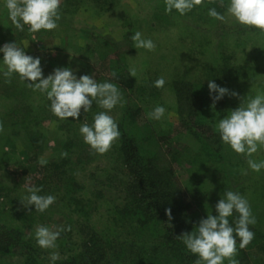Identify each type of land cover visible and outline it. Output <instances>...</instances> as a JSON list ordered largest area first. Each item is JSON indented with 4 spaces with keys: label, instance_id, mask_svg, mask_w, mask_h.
<instances>
[{
    "label": "rangeland",
    "instance_id": "obj_1",
    "mask_svg": "<svg viewBox=\"0 0 264 264\" xmlns=\"http://www.w3.org/2000/svg\"><path fill=\"white\" fill-rule=\"evenodd\" d=\"M223 1V4L221 0H211V3L225 16L224 21L207 18L209 15L204 13L209 11L206 0L185 15L175 10L166 13L164 0H61L58 27L33 33L28 26L18 31L9 19L5 0H0V48L15 43L26 55L39 58L45 78L56 68H68L77 79L89 75L98 83L117 85L122 100L108 114L118 123L122 117L119 109L131 106L135 126L131 135L153 167L172 172L177 179L184 190L183 203L188 205L185 215L189 219H206L208 214L215 216V205L224 198L226 191L239 193L248 201L256 223L249 225L254 239L246 247L239 249L237 238L233 259L237 264H264V169L256 172L248 165L249 159L264 161V147H258L250 157L237 154L221 141L216 130L217 122L237 109L243 98L246 103L257 94H264V34L236 23L227 15L229 0ZM137 31L143 39L153 41L154 50L135 48L131 37ZM0 69H5L2 52ZM132 69H135V77L130 76ZM160 77L165 84L157 88L154 82ZM5 80L0 71L1 194L7 195L10 206L17 213L26 210L24 197L30 195L29 187L40 188L38 195L55 197V202L44 212L35 211L31 206L34 212L23 213L27 218H35L34 223L24 229L25 237L33 243L27 264H55L77 252L78 240L73 231H61L55 248H40L35 238L37 226L54 231L71 229L66 218L69 215L78 222L89 221L102 237L120 247L122 241L118 233H108L110 220L116 216L108 204L92 206L94 193L87 179L94 167L100 171L108 162L99 153L90 155L83 151H87L89 145L79 131L82 124L93 123L95 114L107 110L94 100L91 109L81 110L77 119H60L52 116L45 93L33 91L16 74L10 83ZM209 81L229 90L214 107L211 97L216 93L210 96ZM174 83L182 90L186 89L185 85H191L194 93L204 98V105L191 102L188 105L200 112L197 121L205 130L203 135L182 120L196 121L189 120L185 107L178 105L172 90ZM232 92L238 95L234 97ZM157 106L165 109L158 120L149 117ZM203 138L222 142L224 150L221 153L227 166L221 165L218 152H211L210 156L204 151L198 154L203 150ZM68 140L73 142L69 148L63 146ZM65 152L67 155H62ZM41 158L47 161L43 166L38 163ZM193 158L196 162L191 165ZM196 178L201 179L200 182ZM102 184L106 200L121 201L124 197L112 189L110 181L104 180ZM201 192L207 193L206 198L196 209V201L193 204L187 201L199 198ZM72 199L89 200V204L83 203L94 210L86 216L83 213L88 207H77L79 211L75 212ZM237 216L234 213L231 217L236 219ZM152 241H147L143 247L136 241H133V248L124 246L128 252L145 255V249L155 245ZM54 252L59 258L52 261L50 257ZM19 253L13 250L3 258V263L23 264ZM146 257L147 264L177 263L171 255L159 257L148 253ZM123 259L112 261V264H129ZM223 264H230V261L226 259Z\"/></svg>",
    "mask_w": 264,
    "mask_h": 264
},
{
    "label": "clouds",
    "instance_id": "obj_2",
    "mask_svg": "<svg viewBox=\"0 0 264 264\" xmlns=\"http://www.w3.org/2000/svg\"><path fill=\"white\" fill-rule=\"evenodd\" d=\"M60 2L61 0H5V7L12 25L18 31H23L24 27L28 26V30L35 33L40 30L51 31L58 27ZM202 2L203 0H164L165 12L171 13L175 10L180 15H185ZM208 15L216 20H225V16L218 13L215 8L209 9ZM227 15L239 25L259 30L264 34V0H229ZM131 39L135 48L152 51L156 47L152 40L143 39L139 31L135 32ZM0 52L3 53V65L6 69L0 71H3L5 82L10 83L11 77L16 74L33 91L45 93L50 101V111L56 117L60 119L71 117L75 120L80 116L81 110L88 112L91 109L94 100L100 108L107 110L95 114L91 126L84 123L79 129L84 142L96 153H106L119 138L118 124L108 114L122 100L117 85L110 82L98 83L89 75H82L77 79L68 68H56L45 78L40 59L26 55L24 49L15 43L5 44L0 48ZM135 74V69H132L130 76L135 77ZM115 75L112 73L113 77ZM164 84L163 77L154 82L157 88L163 87ZM208 89L210 96L216 93L211 97L212 107L216 101L229 94L228 89L219 87L211 81L208 83ZM231 95L235 97L238 94L232 92ZM243 99L237 109L217 122L216 130L221 141L235 153L250 157L257 152L258 147H264V94H257L246 103ZM164 112V107L157 106L149 113V117L158 120ZM2 131L3 125L0 124V132ZM62 155L66 156L67 153ZM38 163L43 166L47 161L41 158ZM248 165L256 172L264 169V161L255 162L249 159ZM27 191L30 195L24 197L27 202L25 207L34 206L35 211L44 212L55 202L52 195H38L40 188L29 187ZM215 211L217 215L208 214L195 230L191 233H182L176 238L181 239L186 248L198 257L196 264H223L226 259L230 264H237L233 259L237 252V237L241 249L254 239V233L249 230V225L256 223L255 217L251 213L248 201L233 191L224 193V198L219 199L215 205ZM234 213L238 216L233 227L228 218ZM165 215L171 221V209H166ZM70 230V227L54 231L45 226H37L36 242L43 249L55 248L61 231ZM58 258V253L51 254L52 261Z\"/></svg>",
    "mask_w": 264,
    "mask_h": 264
},
{
    "label": "trees",
    "instance_id": "obj_3",
    "mask_svg": "<svg viewBox=\"0 0 264 264\" xmlns=\"http://www.w3.org/2000/svg\"><path fill=\"white\" fill-rule=\"evenodd\" d=\"M206 2L208 9L214 8L211 0H206ZM208 4L209 6L212 5L211 8L208 7ZM204 13L208 14V10H205ZM207 18L212 20L210 16H207ZM185 86L186 89L182 90L177 83H174L172 90L175 93L178 105L180 103V106L185 107V110H187L185 111V115L188 116V119H196V121L188 123V120H182L185 121L186 125L190 124V127L194 128L195 131L199 129L198 131L202 132L201 135H203L205 130L201 129L202 126L197 121L200 112L195 111L191 105L188 107V105L189 102L196 105L199 103L204 105L202 103L204 98L196 95L191 85L187 84ZM119 110L122 112V117L117 123L120 136L106 153L100 155L108 164H105V167L100 170L101 172L98 170L99 168L94 167L92 172L88 173L87 179H89L94 193L93 199L95 201L93 200L92 206L108 204V207H111L113 214L116 216L110 220L112 224L109 227L108 233H118L119 240L122 241L120 247H116L106 237H102L89 225V221L85 222L82 219L78 222V219L74 220L69 215L66 218L70 225H72L70 231L74 232L78 240V249L74 255H70L55 264H112V261L122 260L123 258V261L129 264H147L149 261L148 257H146L148 253H153L154 256L159 255V257L171 255L176 258V264H196L198 257L186 248L181 239L176 237L182 233H191L195 230V227H198L199 222L203 218L189 219L185 215L188 211V205L183 203L185 199L183 188L176 182L177 179H175L172 172L153 167L151 161L147 160L143 155L145 152L136 144L135 138L131 135L133 133L132 128H135L133 124L134 113L131 111V106L124 105ZM52 116L55 115L52 113ZM88 125L91 126L92 124L89 123ZM71 142L72 140H68L63 146L69 148L73 145V142ZM202 142L203 150L200 149L198 154L201 155V152L204 151L206 156H210L211 152H218L221 156L217 154V158L219 161L221 160V165L224 166L226 158L221 153L224 150L222 142L217 141V139L210 140L207 138H203ZM83 147L85 148V145ZM83 151L90 155L95 152L89 146L87 151L85 149ZM193 159L190 162L191 165H193V162H196V159ZM60 163L62 162L60 161ZM104 180L112 183L111 187L114 191L124 194L121 201H115V199H113L114 201L106 200L102 192V182ZM200 180L196 178L197 182H200ZM201 194L199 198L193 197L194 200L189 198L191 201L188 200L187 202H192L193 204L196 201L195 205L197 209L202 204L201 200L206 198L207 193L201 192ZM83 201L88 204L90 203L89 200L82 199L80 201L72 199L71 203H74L73 210L76 212L79 211L77 207L81 209L88 207V211L83 214L85 216L86 213L90 215L94 208L86 206L87 204L85 205ZM10 205L11 202L7 195H2L0 188V264H5L3 263V258L10 255L13 250L20 252L23 264H27L29 263L28 255L33 243L25 237L24 229L28 224H33L35 218L34 216L27 218L23 213H28V211L31 213L33 210L29 206L26 207V210H20L17 213ZM166 209H171V221L165 215ZM228 219L230 225L234 227L236 219L234 218V220L233 217H229ZM111 234L109 235L111 236ZM142 234L143 237H141ZM134 236H137L136 240L132 239ZM152 239L153 244L155 242L156 246L154 245L149 247L150 249H145V255L137 251L128 252L124 246L129 245L133 248V241H136L142 245L140 247H143L147 241L150 243ZM135 246L136 248L138 247L136 244ZM239 251L242 253L241 250Z\"/></svg>",
    "mask_w": 264,
    "mask_h": 264
}]
</instances>
